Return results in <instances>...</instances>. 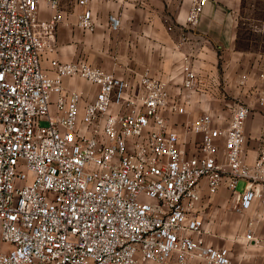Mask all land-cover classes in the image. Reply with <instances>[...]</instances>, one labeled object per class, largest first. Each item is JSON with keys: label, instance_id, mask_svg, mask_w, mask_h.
Wrapping results in <instances>:
<instances>
[{"label": "built area", "instance_id": "obj_1", "mask_svg": "<svg viewBox=\"0 0 264 264\" xmlns=\"http://www.w3.org/2000/svg\"><path fill=\"white\" fill-rule=\"evenodd\" d=\"M41 1L0 0V242L8 246L0 264H232L228 250L206 244L201 182L210 195L245 182L237 210L264 206V144L254 164L244 158L253 109L236 104L222 128L211 114L185 125V135L201 136L190 154L163 115L184 113L167 82L148 72L118 77L83 60H53L54 77L42 69L63 16L61 0H48L54 16L40 22ZM77 1L85 9L90 0ZM208 2L191 0L190 31ZM108 24L119 31L120 16ZM78 26L95 31L90 9ZM66 77L98 89L82 114V96L63 90ZM200 84L186 66L183 88L196 93Z\"/></svg>", "mask_w": 264, "mask_h": 264}, {"label": "crops", "instance_id": "obj_2", "mask_svg": "<svg viewBox=\"0 0 264 264\" xmlns=\"http://www.w3.org/2000/svg\"><path fill=\"white\" fill-rule=\"evenodd\" d=\"M241 3L242 0H209L198 28L190 31L186 18L191 0H90L86 8L93 14L96 29L88 32L78 26L79 16L86 8L80 7L77 0H61L63 21L51 46L42 54L41 66L54 77L53 60H83L118 77L129 78L132 71L148 72L167 82L184 113L166 109L163 115L194 155L199 152L201 136L185 135V125L211 114L216 126L226 127L235 105L245 103L253 109L245 126L244 149V158L252 165L264 144V108L259 105V98L264 96V53L237 46ZM110 14L121 18L122 27L117 32L109 28ZM53 16L48 0H42L40 22L50 21ZM186 66L200 74L199 92L183 88ZM62 87L82 96L80 114L95 100L98 91L79 77L64 78ZM57 98L58 94L51 97L53 115ZM245 185L239 182L234 192L223 185L210 195L206 180L201 182L200 207L209 232L204 238L207 245L228 250L232 264H264V206L254 200L249 209L237 210ZM249 232L253 236L251 242L246 238ZM7 249L0 242V251Z\"/></svg>", "mask_w": 264, "mask_h": 264}, {"label": "rangeland", "instance_id": "obj_3", "mask_svg": "<svg viewBox=\"0 0 264 264\" xmlns=\"http://www.w3.org/2000/svg\"><path fill=\"white\" fill-rule=\"evenodd\" d=\"M238 34L241 49L264 53V0H242ZM40 125L47 126V122Z\"/></svg>", "mask_w": 264, "mask_h": 264}, {"label": "trees", "instance_id": "obj_4", "mask_svg": "<svg viewBox=\"0 0 264 264\" xmlns=\"http://www.w3.org/2000/svg\"><path fill=\"white\" fill-rule=\"evenodd\" d=\"M237 46H238L239 49H241V48H240V38H239V34H238V44H237ZM244 50H245V49H244Z\"/></svg>", "mask_w": 264, "mask_h": 264}]
</instances>
